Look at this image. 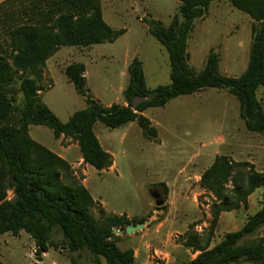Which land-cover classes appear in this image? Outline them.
Returning <instances> with one entry per match:
<instances>
[{
	"label": "trees",
	"instance_id": "16d2710c",
	"mask_svg": "<svg viewBox=\"0 0 264 264\" xmlns=\"http://www.w3.org/2000/svg\"><path fill=\"white\" fill-rule=\"evenodd\" d=\"M178 1L180 15L168 26L157 19H146L149 33L169 53L171 82L150 89L143 62L136 57L128 65L129 82L123 90L126 104L104 105L87 86L86 65L70 63L64 71L86 107L75 111L66 122L40 96L47 60L64 46L115 41L126 29H115L107 23L101 0L0 1V29L12 47L10 59L0 54V234L27 232L36 243L39 258L50 247L61 244L71 252L88 251L97 264L100 257L106 264H136L135 250L121 249L114 229L125 231L128 225L143 219L106 214L105 210L96 217L93 208L97 202L89 189L64 157L30 135L32 124L48 126L55 138L73 139L84 162L103 170L113 165L114 157L96 135V123L118 128L135 121L146 138L155 139L158 129L145 110L164 106L181 95L216 88L237 98L240 117L250 132L264 135V108L257 95L264 87V0H225L254 20L249 62L239 76L220 72L219 54L214 50L201 71L189 65L188 39L194 21L206 14L214 0ZM17 80L20 83L15 88ZM18 92L24 96L21 107L15 106ZM136 96L148 98L133 109ZM239 171L247 173L245 180ZM200 185L212 198V219L203 238L197 234L188 238L185 245L197 254L185 264H264V205L241 229L227 232L210 246L221 214L247 206L249 196L258 188L264 189V172L257 171L249 161L218 155L201 174ZM9 191L13 192L11 198ZM56 229L63 237L60 242L52 239ZM259 230L260 238L245 240Z\"/></svg>",
	"mask_w": 264,
	"mask_h": 264
},
{
	"label": "rangeland",
	"instance_id": "374dc122",
	"mask_svg": "<svg viewBox=\"0 0 264 264\" xmlns=\"http://www.w3.org/2000/svg\"><path fill=\"white\" fill-rule=\"evenodd\" d=\"M101 1L104 19L115 29L125 28V33L112 42L63 47L45 68L47 75L41 81L42 101L64 122L85 106L84 98L64 71L70 63L86 65L87 86L104 105L125 103L123 90L129 82L128 65L136 57L143 62L150 89L171 82L169 53L149 33L146 19H157L168 26L180 15V2ZM253 22L250 15L230 2L212 1L206 14L194 21L190 32L189 65L201 71L208 54L214 50L219 54L222 74L241 75L249 62ZM11 52L9 40L0 29V54L10 59ZM19 83L15 82V88ZM257 95L264 108V87L258 89ZM23 102L24 96L18 92L15 106L21 107ZM144 114L158 129L155 139L146 138L135 121L118 128L96 123L95 131L114 151L113 165L103 170L85 163L77 142L64 136L55 138L48 126L32 124L29 133L71 164L74 175L97 202L93 208L96 217L100 218L105 210L106 214L143 219L141 223L145 226L137 231L115 232L119 234L116 240L121 249L135 250L136 264H185L197 254L185 245L188 238L195 234L203 238L212 219L213 201L200 185L201 174L218 155L249 161L257 171L264 172V135L246 128L240 117L239 101L223 89L206 88L181 95L164 106L148 108ZM237 173L246 179V172ZM152 191H158L164 198L162 205H157ZM9 196L13 197L12 191ZM263 205L264 189L258 188L249 196L247 206L223 212L210 246L227 232L241 229ZM261 235L259 230L245 240H256ZM62 238L56 229L52 239L60 242ZM35 250L34 239L25 231L18 235L0 234L3 264H97L88 251L71 252L61 244L50 247L42 258ZM99 260V264H106L104 258Z\"/></svg>",
	"mask_w": 264,
	"mask_h": 264
},
{
	"label": "water",
	"instance_id": "95a60500",
	"mask_svg": "<svg viewBox=\"0 0 264 264\" xmlns=\"http://www.w3.org/2000/svg\"><path fill=\"white\" fill-rule=\"evenodd\" d=\"M147 98H148V97H145V96H142V97H140V96H136V97H134V103H133V105H132V108H133V109H136L138 103L141 102V101L146 100ZM151 194H152V196L155 198L157 205H162V204L164 203L165 200H164V198L161 197V195H160V193H159L158 191H152ZM144 226H145V224H143V223H136V224L132 223V224H130V225H128V226L126 227L125 232H126L127 234H129V233H131L132 231H137V230H139L140 228H142V227H144ZM114 232H119V233H121V231L118 230V229H116V228L114 229Z\"/></svg>",
	"mask_w": 264,
	"mask_h": 264
},
{
	"label": "crops",
	"instance_id": "0c3cea01",
	"mask_svg": "<svg viewBox=\"0 0 264 264\" xmlns=\"http://www.w3.org/2000/svg\"><path fill=\"white\" fill-rule=\"evenodd\" d=\"M64 47H73V46H64ZM62 49H64L63 47H61L52 57H50L48 60H47V65L49 64V62L51 61V60H53V59H55L56 57H57V53L59 52V51H61ZM47 67V66H46ZM45 70V72H44V77L47 75V70L46 69H44ZM44 77H43V79H44ZM85 101V100H84ZM124 104H126V102L124 103ZM86 107V103H85V106L83 107V108H85ZM82 108V109H83ZM81 110V109H80ZM145 112V111H144ZM74 113V112H73ZM73 113H72V115H73ZM72 115H70V117L72 116ZM69 117V118H70ZM131 123H133V122H131ZM128 124V123H127ZM95 126H96V124H95ZM95 126H94V130H95ZM123 126V125H122ZM96 132V131H95ZM96 135L98 136V138H99V140H100V142H101V144H102V146L104 147V149H106L108 152H110L112 155H113V157H114V151H113V149H112V147L111 146H108V145H105L104 144V142H105V140L104 139H102V137H99V135L97 134V132H96ZM105 138V137H104ZM106 140L108 141V137H106ZM63 157V156H62ZM111 168V167H110ZM96 201V200H95ZM119 235V234H118ZM48 253V252H47Z\"/></svg>",
	"mask_w": 264,
	"mask_h": 264
},
{
	"label": "built area",
	"instance_id": "2783aa9c",
	"mask_svg": "<svg viewBox=\"0 0 264 264\" xmlns=\"http://www.w3.org/2000/svg\"><path fill=\"white\" fill-rule=\"evenodd\" d=\"M36 251V250H35Z\"/></svg>",
	"mask_w": 264,
	"mask_h": 264
}]
</instances>
